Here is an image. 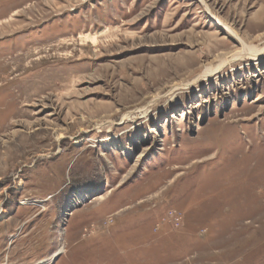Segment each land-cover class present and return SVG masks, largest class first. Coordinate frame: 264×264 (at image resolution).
I'll return each mask as SVG.
<instances>
[{
    "label": "rangeland",
    "instance_id": "rangeland-1",
    "mask_svg": "<svg viewBox=\"0 0 264 264\" xmlns=\"http://www.w3.org/2000/svg\"><path fill=\"white\" fill-rule=\"evenodd\" d=\"M263 47L264 0H0V264H264Z\"/></svg>",
    "mask_w": 264,
    "mask_h": 264
},
{
    "label": "bare ground",
    "instance_id": "bare-ground-1",
    "mask_svg": "<svg viewBox=\"0 0 264 264\" xmlns=\"http://www.w3.org/2000/svg\"><path fill=\"white\" fill-rule=\"evenodd\" d=\"M254 49H252V52L244 50L242 53H240V55L237 56L236 59H239L238 57H240V56H250L251 58L259 59L264 54V47L259 49V50H256V51H254ZM233 58H231L232 60H228V59L227 60H223L221 63H219L217 66H215L212 69L206 68L205 73H203L201 76L211 75V73H213V71H217L218 69L220 70V68L222 66H224L228 61H233ZM102 197H103L102 195L98 196L94 200L101 199Z\"/></svg>",
    "mask_w": 264,
    "mask_h": 264
}]
</instances>
